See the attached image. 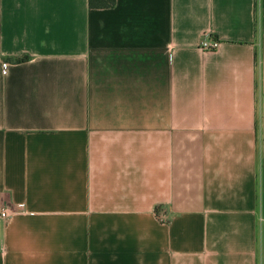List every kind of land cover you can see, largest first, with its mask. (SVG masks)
Here are the masks:
<instances>
[{
    "label": "crops",
    "instance_id": "crops-1",
    "mask_svg": "<svg viewBox=\"0 0 264 264\" xmlns=\"http://www.w3.org/2000/svg\"><path fill=\"white\" fill-rule=\"evenodd\" d=\"M3 207L0 264H264V0H0Z\"/></svg>",
    "mask_w": 264,
    "mask_h": 264
},
{
    "label": "built area",
    "instance_id": "built-area-1",
    "mask_svg": "<svg viewBox=\"0 0 264 264\" xmlns=\"http://www.w3.org/2000/svg\"><path fill=\"white\" fill-rule=\"evenodd\" d=\"M217 46V41L215 39L207 38L206 36H203V38L200 40L198 47L201 50H210ZM5 66V63L2 64ZM19 209L21 208V205L19 204L17 206ZM10 215V212L6 207H3L0 209V216L1 217H8ZM162 220V219H161Z\"/></svg>",
    "mask_w": 264,
    "mask_h": 264
},
{
    "label": "trees",
    "instance_id": "trees-1",
    "mask_svg": "<svg viewBox=\"0 0 264 264\" xmlns=\"http://www.w3.org/2000/svg\"><path fill=\"white\" fill-rule=\"evenodd\" d=\"M114 1L115 0H87V5L90 8H107L111 7L114 4Z\"/></svg>",
    "mask_w": 264,
    "mask_h": 264
}]
</instances>
